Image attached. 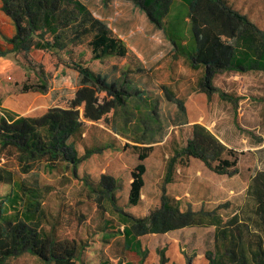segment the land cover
I'll use <instances>...</instances> for the list:
<instances>
[{
	"label": "rangeland",
	"instance_id": "1",
	"mask_svg": "<svg viewBox=\"0 0 264 264\" xmlns=\"http://www.w3.org/2000/svg\"><path fill=\"white\" fill-rule=\"evenodd\" d=\"M78 1L95 18L108 22L114 36L125 44L128 57L93 61L86 46L76 47L75 57L84 52L82 61L96 73L130 65L134 84L160 99L164 116L176 112V107L165 98L162 87H167L186 102L189 125L183 131L170 127L164 142L153 146L145 161L146 187L141 204L131 207L128 204L131 171L139 162L132 148L122 150L126 144L133 145L132 140L112 130L113 121L120 126L119 119L114 118L112 98L75 70L61 65L50 53L32 50L24 55L17 50L0 58V102L14 107L23 117L40 118L60 110L72 115L88 127L84 142L76 145L78 157L88 147L108 143L116 147L80 164L76 177L70 165L62 164L51 173L45 170V162L33 164L30 173L25 174L14 152L0 151V174L11 172L17 182L40 190V206L46 218L42 228L46 232L54 228L61 243L74 241L84 249L76 264H125L136 263L139 258L124 252L123 227L117 214L105 204L108 195L113 194L117 206L136 218H145L160 208L163 189L171 199L179 201L181 211L215 213L224 223L235 214L254 213L248 189L254 176L264 171V74H210L214 91L207 94L199 85L205 70L192 68L182 57H176L163 33L132 2L112 0L104 6L102 0ZM228 3L264 32V0H228ZM14 35L13 23L2 11L0 2V44L4 51H10L5 39ZM139 64L143 73H135ZM40 79L48 86L46 94L24 93V85L40 86ZM194 125L201 126L221 145L237 153V172L217 175L202 161L190 158L177 162L171 183L165 184L167 163L191 136ZM120 131L123 133L121 128ZM90 189L108 194L98 203L99 196L90 193ZM14 190V185L0 184V198ZM101 204L108 212L101 209ZM23 208V202L5 206L8 214L21 212ZM215 233V227H192L140 237L147 253L144 264H159V250H164L167 264H186L187 258L192 264H210L206 255L215 250ZM5 264L48 263L25 254Z\"/></svg>",
	"mask_w": 264,
	"mask_h": 264
},
{
	"label": "trees",
	"instance_id": "2",
	"mask_svg": "<svg viewBox=\"0 0 264 264\" xmlns=\"http://www.w3.org/2000/svg\"><path fill=\"white\" fill-rule=\"evenodd\" d=\"M112 0H102L107 6ZM139 8L170 44L176 57H182L192 68H203L200 80L203 92L214 89L209 79L216 73L264 74V32L235 11L228 0H128ZM2 11L13 23L15 35L5 39L10 51L0 44V58L9 52L22 50L28 55L32 50L47 52L66 68L84 77L92 86L112 98L114 118L112 130L132 140L122 150L132 148L138 165L131 171L128 204H141L145 186V161L153 146L164 142L170 127L186 128L189 125L184 100L167 87H162L165 98L176 107L173 115L164 116L160 99L134 84L130 65L113 66L103 73L92 71L81 52L75 57V48L86 46L93 61L128 57V51L109 27L108 22L97 19L78 0H0ZM139 64L135 73H143ZM24 93L46 94L48 86L40 79L38 85H24ZM0 117V151L14 152L23 173H30L33 164L45 162L48 172H55L62 164L73 167L76 177L78 166L106 150H115L114 143L85 148L77 156L76 145L85 140L88 127L72 115L50 111L40 118H25L5 113ZM123 130V133L120 131ZM264 132V113H263ZM189 135V134H188ZM190 136V135H189ZM184 145L176 149L167 163L165 184L172 181L178 161L194 158L202 161L213 173L230 176L237 172L238 155L221 145L199 125L192 126V134ZM2 172V171H0ZM11 172L0 174V183L14 185L15 190L0 199V264L25 254L48 264H76L83 254L76 242H63L55 229L42 228L45 213L41 210L40 190L25 183L13 184ZM19 188V191L17 190ZM99 196L100 203L106 191L90 189ZM254 213L235 214L224 223L215 213L181 211L179 201L171 199L163 189L161 206L145 218H136L117 206L113 194L105 198L117 214L123 227L124 252L136 255L144 264L146 251L140 237L166 234L183 228L215 227V250L206 255L210 264H264V171L254 176L248 189ZM23 202V210L8 214L5 206ZM100 205L106 213L108 208ZM109 209V210H110ZM159 264H167L164 250L158 251ZM186 264H192L190 258Z\"/></svg>",
	"mask_w": 264,
	"mask_h": 264
},
{
	"label": "crops",
	"instance_id": "3",
	"mask_svg": "<svg viewBox=\"0 0 264 264\" xmlns=\"http://www.w3.org/2000/svg\"><path fill=\"white\" fill-rule=\"evenodd\" d=\"M5 113H10L11 115L15 116L16 118L23 117L22 115H18V113L14 109V107L10 106L9 104H5L4 102L1 101L0 102V117H6ZM25 118H30V117H25ZM15 183H16V180L13 181V184H15ZM0 184H3V183H0ZM11 192H13V191H11ZM0 199H2V197Z\"/></svg>",
	"mask_w": 264,
	"mask_h": 264
}]
</instances>
